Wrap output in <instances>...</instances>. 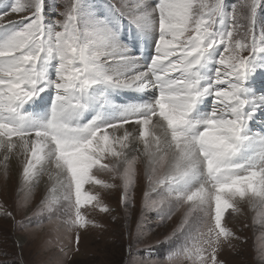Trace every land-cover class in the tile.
Segmentation results:
<instances>
[{"label": "snow or ice", "instance_id": "snow-or-ice-1", "mask_svg": "<svg viewBox=\"0 0 264 264\" xmlns=\"http://www.w3.org/2000/svg\"><path fill=\"white\" fill-rule=\"evenodd\" d=\"M57 7V0H0V175L7 180L15 161L29 193L45 176L55 179L53 199L74 207L68 223L82 229L84 203L112 212L84 186L122 187L120 203L129 209L142 164V214L167 203L163 222L184 208L182 227L193 212L208 218L214 205V224L200 236L210 264H223L219 240L234 237L222 226L225 211L247 202L264 223V0H64L65 10ZM93 168L120 184L96 179ZM29 200L17 202L26 215ZM48 201L45 195L34 215ZM0 215L17 223L11 212ZM42 223L28 218L20 230ZM194 247L203 264V249ZM180 254H191L187 244L163 264ZM135 255V264H156L151 249Z\"/></svg>", "mask_w": 264, "mask_h": 264}, {"label": "rangeland", "instance_id": "rangeland-1", "mask_svg": "<svg viewBox=\"0 0 264 264\" xmlns=\"http://www.w3.org/2000/svg\"><path fill=\"white\" fill-rule=\"evenodd\" d=\"M68 2L73 3L74 0ZM57 4L56 11L63 12L64 0H57ZM22 15L24 14L12 15L10 18L19 21ZM258 17L264 21V13L258 11ZM56 19L63 17L57 16ZM92 174L106 183L120 184L118 179L113 181L109 173L101 172L98 168H93ZM51 182L53 186L55 179ZM33 191L29 193L28 189L17 187L9 178L5 180L1 175L0 212H11L17 223L0 215V264H135L141 258L135 253L142 255L149 249L156 264H163L170 253L181 252L185 244L191 249V254L176 255L172 264H202L194 245L203 249V264H210L211 250L203 243V239L207 237L201 238L200 233H207L208 227L214 224L211 219L214 216V205L208 218L202 219L203 213L193 212L182 227L181 221L185 220L184 208L175 211L170 220L163 222L160 213L168 211L167 203L161 208L142 214L145 192L148 191L144 166L136 170L135 185L131 190L132 207L129 209H125L120 203L122 187L105 189L96 184L84 186L82 191L85 194L98 195L99 201L112 212H101L96 200L84 203L80 212L86 227L82 229L71 227L68 223L70 219H75L74 207L63 199L58 202L53 199L54 196L60 195L59 190L51 192L48 204L40 215H34L44 196L38 193L39 190H36V194ZM29 196L26 215L25 211L17 209V202H23L25 197ZM150 196L158 199L155 193H150ZM49 207L52 211H49ZM239 208V212H234L231 208L225 211L222 226L227 227L234 237L228 238L227 241L223 237L220 238L217 260L223 264H264V223L247 202H241ZM28 218H31L33 224L42 220V226L20 230V222L27 225ZM94 224L99 227L93 226ZM177 228L180 230L173 235L174 229ZM18 239L23 241L22 246L18 245ZM130 241L134 253L131 257L128 254ZM61 248L71 250L68 256H64Z\"/></svg>", "mask_w": 264, "mask_h": 264}, {"label": "bare ground", "instance_id": "bare-ground-1", "mask_svg": "<svg viewBox=\"0 0 264 264\" xmlns=\"http://www.w3.org/2000/svg\"><path fill=\"white\" fill-rule=\"evenodd\" d=\"M128 95H135V94L129 93ZM155 119L156 118H154V120ZM125 127L129 128V129H132L133 128V125H125ZM109 131L112 132L111 129ZM122 132H123V129H121L119 132H117L115 134L116 135H122ZM12 164H13V167L11 168V170L9 172L8 178H9V180H11V183L16 184L17 187H21V180H20V171H21V168H20V166L18 164H16L15 161H13ZM142 167H143V165L138 163L137 166H136V170H140ZM0 178H1V175H0ZM53 180H48L47 176H45L43 178V181L40 184V186L37 187V188H35L33 192H35V194H36V190H39V192H38L39 194H41L43 196H45V195H48L49 196L50 193H51L50 189L52 188L51 186L53 184V182H51V181H53ZM24 188L27 189L26 186Z\"/></svg>", "mask_w": 264, "mask_h": 264}]
</instances>
